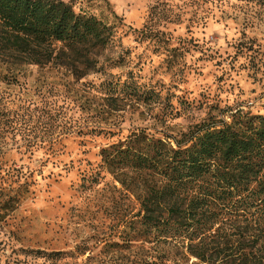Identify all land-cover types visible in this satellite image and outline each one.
I'll use <instances>...</instances> for the list:
<instances>
[{
  "label": "rangeland",
  "instance_id": "1",
  "mask_svg": "<svg viewBox=\"0 0 264 264\" xmlns=\"http://www.w3.org/2000/svg\"><path fill=\"white\" fill-rule=\"evenodd\" d=\"M54 1L114 40L79 54L55 43L39 63L0 52V73H17L0 80V180L23 193L0 219V264H236L183 242L128 244L153 179L111 173L101 150L140 130L174 145L235 109L264 114V0Z\"/></svg>",
  "mask_w": 264,
  "mask_h": 264
},
{
  "label": "trees",
  "instance_id": "2",
  "mask_svg": "<svg viewBox=\"0 0 264 264\" xmlns=\"http://www.w3.org/2000/svg\"><path fill=\"white\" fill-rule=\"evenodd\" d=\"M113 36L108 23L54 0H0L2 55L39 63L55 43L79 54L108 47ZM16 77L14 70L0 73L7 83ZM218 116L170 136L174 145L140 130L101 150L111 173L130 169L153 179L138 219L128 223V244L183 242L199 259L264 264V114L235 109ZM22 194L0 180V219Z\"/></svg>",
  "mask_w": 264,
  "mask_h": 264
}]
</instances>
